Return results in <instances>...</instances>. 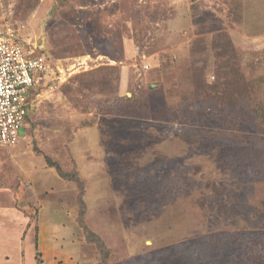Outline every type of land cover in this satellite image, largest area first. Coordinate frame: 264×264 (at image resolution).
Returning a JSON list of instances; mask_svg holds the SVG:
<instances>
[{
  "label": "rangeland",
  "instance_id": "1",
  "mask_svg": "<svg viewBox=\"0 0 264 264\" xmlns=\"http://www.w3.org/2000/svg\"><path fill=\"white\" fill-rule=\"evenodd\" d=\"M3 10L50 70L0 148V264L27 231L28 264H99L82 221L111 263L264 264V0ZM47 157L80 172L84 215Z\"/></svg>",
  "mask_w": 264,
  "mask_h": 264
},
{
  "label": "built area",
  "instance_id": "2",
  "mask_svg": "<svg viewBox=\"0 0 264 264\" xmlns=\"http://www.w3.org/2000/svg\"><path fill=\"white\" fill-rule=\"evenodd\" d=\"M10 16L0 11V148L20 141L36 90L50 70L47 58L30 45L24 26Z\"/></svg>",
  "mask_w": 264,
  "mask_h": 264
},
{
  "label": "trees",
  "instance_id": "3",
  "mask_svg": "<svg viewBox=\"0 0 264 264\" xmlns=\"http://www.w3.org/2000/svg\"><path fill=\"white\" fill-rule=\"evenodd\" d=\"M128 100H133V97H126ZM48 162L51 166L55 167L57 172L60 174L61 177L65 178L66 180H72L78 184L80 189V204L82 207L83 215L86 213L87 205L83 198L85 194V181L82 179L80 172L76 167L72 170H65L61 164L57 161L52 160L51 158L47 157ZM82 224L85 227L86 238L91 242L94 243L98 250V258L100 260L99 264H125L124 262L117 261V262H109L110 260V249L107 246L105 240L100 236L98 233L94 232L86 223L82 221Z\"/></svg>",
  "mask_w": 264,
  "mask_h": 264
},
{
  "label": "crops",
  "instance_id": "4",
  "mask_svg": "<svg viewBox=\"0 0 264 264\" xmlns=\"http://www.w3.org/2000/svg\"><path fill=\"white\" fill-rule=\"evenodd\" d=\"M18 198V197H17ZM17 201H18V199H16V203H17ZM15 206L18 208V209H20L21 211H23L17 204H15ZM15 206H13V207H15ZM20 212V211H19ZM31 223V222H30ZM29 223V224H30ZM27 233H28V231H27ZM27 233L25 234V238H24V240H23V242L26 240V236H27ZM21 236V235H20ZM20 236H19V240H20ZM22 240H20V248H17V252L19 253V256H21V258H20V261H19V264H28V262L25 260L26 258V252L24 251V244L22 245V243L23 242H21ZM23 253V254H22ZM7 255H5V257L6 258H11L12 256H11V252L9 251V253H6ZM15 256H13V258H14ZM25 258V259H24ZM32 264H35V260H34V258H32Z\"/></svg>",
  "mask_w": 264,
  "mask_h": 264
},
{
  "label": "water",
  "instance_id": "5",
  "mask_svg": "<svg viewBox=\"0 0 264 264\" xmlns=\"http://www.w3.org/2000/svg\"><path fill=\"white\" fill-rule=\"evenodd\" d=\"M41 35H42V39L45 40L46 39V36L44 34V29H43V26H42V30H41ZM24 131V129H22V132Z\"/></svg>",
  "mask_w": 264,
  "mask_h": 264
}]
</instances>
